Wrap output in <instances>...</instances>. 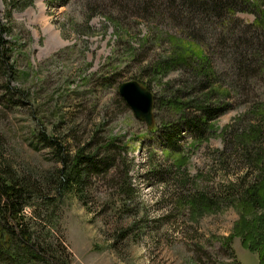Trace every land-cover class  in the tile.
Masks as SVG:
<instances>
[{
	"label": "rangeland",
	"instance_id": "1",
	"mask_svg": "<svg viewBox=\"0 0 264 264\" xmlns=\"http://www.w3.org/2000/svg\"><path fill=\"white\" fill-rule=\"evenodd\" d=\"M7 2L0 0L11 48L0 58V173L31 187L18 215L31 238L68 264H258L240 222L264 215V204L246 209L241 199L258 179L255 152L264 151V54L244 78L229 61L239 53L253 61L254 34L246 46L231 45L253 13L191 25L196 15L167 0H31L22 9ZM168 35L208 59L207 85L169 63ZM128 80L152 95L149 125L117 93ZM208 85L211 104L228 109L197 138L184 125L194 103L180 113L168 100L199 98ZM39 132L69 156L96 150L95 171L56 191L50 172L60 164ZM10 252L0 251V264H11Z\"/></svg>",
	"mask_w": 264,
	"mask_h": 264
},
{
	"label": "trees",
	"instance_id": "2",
	"mask_svg": "<svg viewBox=\"0 0 264 264\" xmlns=\"http://www.w3.org/2000/svg\"><path fill=\"white\" fill-rule=\"evenodd\" d=\"M30 2L31 0H8L7 4L13 5L14 7H17V9H22ZM167 2L171 3V5L176 4L175 6L185 10L188 15H196L191 22V25L196 23L195 20L198 21L205 18L204 16L206 15H210L208 18L225 17L227 21L234 20L238 22V20L232 18L237 12L253 13V22L245 24L242 32L233 37L237 38L239 42H235L236 44L233 42L231 43V45L237 50L238 45L241 44L246 46L251 43L246 40L247 33L248 37L249 35L252 36L254 34L253 36L256 37V39L254 40L253 45H251V47H253L252 51H254L253 61L246 58V54L240 53L238 54V61L235 59L229 61L230 65L232 64V67L237 69L236 74H241V78H244V76L248 77L247 74L249 72L245 71L246 74H243L244 72L242 71L249 70V64L254 63V66H256L259 63V60L263 57L264 0H167ZM6 13L7 16H9L8 11ZM111 19L117 20L118 17L111 16ZM186 24L187 23H185V25ZM186 27L187 32L189 31L191 34L190 26L187 25ZM220 27L223 28L222 26ZM229 30L234 33L233 29ZM7 31L8 28L0 23V58L4 61H7L8 54L11 51L8 42L1 36L2 34H6ZM167 39H169L170 44H172V47L174 48L172 55L168 57L169 63L171 65L181 64L183 68H191V70H194L198 76L202 77L201 79H204L203 83L207 85L214 77L212 70L208 67V59L201 55V51L197 49L196 46V49L193 48V45L188 41H185L186 43L184 41H178L175 37L169 35L167 36ZM190 62H194V65H190ZM261 64L263 67L264 63ZM169 67L170 66L167 68L164 67L165 70H163V72H166ZM6 69L9 73H14L11 65L7 64ZM252 74L254 73H251L250 75ZM211 87V85H208L207 93L202 94L199 98H191L187 102L181 101L179 98L168 100L171 105L179 108L177 110L180 111V113H184V106L189 107L191 103H194L196 114L188 119L185 118L184 125L185 127L187 126L189 131H191L194 137L197 138H200L201 132L209 125L208 123L211 119H214L228 109V105H226L225 102H222L221 104H211L209 99ZM221 97H224V94H222ZM243 136L250 141L248 135L244 134ZM38 138L40 141L47 143V145L51 147L55 159L60 164L53 173L50 172L51 181L55 183L56 191H60L69 186L73 178L75 179L84 175L88 169L95 171V165H97L94 159L97 153L96 150L84 153L83 148H79L73 155L69 156L66 149V152H64V148L59 146V142L56 141V138L45 135L42 132H39ZM253 138L255 139L256 136ZM167 139L169 142L168 145H170L172 138L168 136ZM244 148L245 147L241 148L240 153L245 151L243 150ZM109 158H111V156L106 154L101 161ZM254 162L257 165V182L252 183L242 191L243 196L241 199L243 200L246 209H251L255 205L262 206V204H264V151L260 154L255 152ZM101 163L104 164V162ZM101 163H99V165H101ZM30 190L31 187L26 180L21 179L20 181L0 173V251L8 253V250H11L8 258L11 264H27L28 262L30 263L32 259H36L40 264H68V262L54 254V251L50 246H43L38 240L32 239L31 234L26 232L24 224H22L20 220L22 218H18L23 207L30 204L29 198L32 197L29 193ZM240 223L246 228L245 230L242 226H237L238 229L245 230L241 235L242 244L251 251L259 249V255L257 257L258 264H264V232H257L258 229L264 225V215L250 221H241ZM11 235H14V238L17 236V244L14 246V243H12L13 240H11ZM225 239L230 241L231 235H228Z\"/></svg>",
	"mask_w": 264,
	"mask_h": 264
},
{
	"label": "water",
	"instance_id": "3",
	"mask_svg": "<svg viewBox=\"0 0 264 264\" xmlns=\"http://www.w3.org/2000/svg\"><path fill=\"white\" fill-rule=\"evenodd\" d=\"M117 93L135 118H141L147 125L150 124L152 95L149 90L135 80H128L117 86Z\"/></svg>",
	"mask_w": 264,
	"mask_h": 264
}]
</instances>
